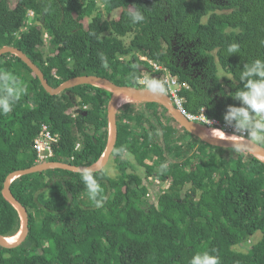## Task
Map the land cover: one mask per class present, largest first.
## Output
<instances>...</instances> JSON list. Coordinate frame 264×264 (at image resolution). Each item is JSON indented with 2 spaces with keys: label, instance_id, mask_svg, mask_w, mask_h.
<instances>
[{
  "label": "trees",
  "instance_id": "1",
  "mask_svg": "<svg viewBox=\"0 0 264 264\" xmlns=\"http://www.w3.org/2000/svg\"><path fill=\"white\" fill-rule=\"evenodd\" d=\"M133 6L143 11V22L131 23L127 13ZM131 33L127 44L120 35ZM262 41L264 0H0V48L22 49L52 86L98 75L144 88L138 82L143 74L161 79L145 56L189 84L181 94L190 113L205 108L222 123L226 106L236 103L222 94L236 88L220 76L230 75L236 84L244 63L264 59ZM233 42L240 54L228 56ZM5 69L28 85L13 111L0 114V234L13 237L22 220L3 188L11 172L38 164L35 139L42 125L60 133L50 161L92 165L108 145L112 92L82 84L51 94L11 52L0 56V70ZM85 105L74 117L72 110ZM117 119L111 158L120 173L96 172L104 206L88 199L78 172L51 169L18 177L11 188L28 209L30 233L16 248L0 245V264H189L197 252L213 249L220 264H264L263 160L203 141L159 103H125ZM126 153L154 177L149 183L161 179L158 187L167 181L170 187L153 201L145 179L128 170Z\"/></svg>",
  "mask_w": 264,
  "mask_h": 264
},
{
  "label": "clouds",
  "instance_id": "2",
  "mask_svg": "<svg viewBox=\"0 0 264 264\" xmlns=\"http://www.w3.org/2000/svg\"><path fill=\"white\" fill-rule=\"evenodd\" d=\"M127 15L133 24L141 23L146 19L143 11L135 6L129 8ZM261 43L264 44V41ZM226 51L228 56L240 54V45L233 42L227 46ZM100 60L102 66L107 67V58L103 53H100ZM225 77L236 88L234 92L222 94L236 101L235 104L227 105L223 114L224 128L231 129V133L211 127L213 122L204 115L207 118L206 125L210 126V136L220 139V135L223 134L225 138L220 140L230 142L237 152L264 145V59L256 58L244 63L236 84H233V78L230 75L222 74L220 79ZM150 89L154 95H163L166 92V83L155 81L151 83ZM27 94L28 85L25 81L13 72L6 69L0 70V114L11 113L15 105ZM124 151V148L118 149L117 155H121ZM96 167L98 165L81 168L79 175L87 191L88 199L95 207L102 208L106 195L96 177ZM189 264H220V257L214 249L201 251L190 258Z\"/></svg>",
  "mask_w": 264,
  "mask_h": 264
},
{
  "label": "water",
  "instance_id": "3",
  "mask_svg": "<svg viewBox=\"0 0 264 264\" xmlns=\"http://www.w3.org/2000/svg\"><path fill=\"white\" fill-rule=\"evenodd\" d=\"M14 53L22 58L25 63L33 70V72L39 77L45 89L51 94H59L67 89L82 85V84H93L96 86H101L112 92L111 99L109 102V141L107 148L104 154L100 159L92 165H74L71 163L60 162V161H46L43 163H38L24 169H17L11 172L6 178L5 185L3 188V195L5 198L11 202L15 208L18 210L21 220L22 228L19 232V238L16 241H12L11 237H5L0 234V245L4 248L12 249L21 245L29 236L30 233V216L26 206L15 196L12 191V183L15 179L20 176L28 175L40 171H46L51 169H67L70 171L78 172L81 168H87L98 165L95 171L99 172L105 168V166L110 161V158L116 148L119 128H118V119L117 113L119 108L122 106L121 101L124 98H131L133 101L141 102H152L159 103L164 105L169 113L177 120V122L184 127L190 133L198 136L203 141L223 148H233L231 143L226 140H220L218 138L211 137L204 128L205 125L190 120L181 110H179L172 102L170 96L165 92L163 95H154L151 92L150 88L147 87H136L130 85H120L108 78L101 77L98 75H80L73 77L66 82L62 83L59 87L52 86L47 78L45 77L44 72L41 68L31 60V58L20 48L15 46H4L0 48V56L7 53ZM142 69V68H141ZM143 69L149 71V67H143ZM250 153L254 154L256 157L264 161V145L258 147H250L245 149Z\"/></svg>",
  "mask_w": 264,
  "mask_h": 264
},
{
  "label": "built area",
  "instance_id": "4",
  "mask_svg": "<svg viewBox=\"0 0 264 264\" xmlns=\"http://www.w3.org/2000/svg\"><path fill=\"white\" fill-rule=\"evenodd\" d=\"M29 15L33 17L35 15V12L33 10L29 11ZM51 37L50 34L45 31L44 32V45L49 48L50 46ZM143 60H147L152 65L155 72L160 73V80L162 82L166 83V93L170 96L173 104L181 110L190 120L201 123L205 125L206 127H210L209 125H206L207 118L213 122L211 127L214 128H220L224 129L225 132L231 133V129H225L224 123H222L220 120L212 117H208L205 112V108L202 109L201 113L196 115L190 113L186 107H185V98L182 96V91L186 88H189V84L187 82L181 81L180 78L177 75H174L169 68H167L165 65L160 64L158 62H154L147 57L143 56ZM138 82L147 88H150L151 83L155 82V80L151 79V75L149 73H145L142 76L139 77ZM79 109H87V106H80L76 107L72 110L73 116H77V111ZM207 117H205V116ZM60 140V133L54 132L51 128V126L47 123H44L42 125V129L40 133L37 135L35 139V149L37 151V162L43 163L46 161H50V158L54 156L55 154V145L59 143ZM82 149V143H78L76 150ZM74 159V157H73ZM150 180H154L153 176L149 177ZM156 187H158L160 184H162L161 179H156L155 181ZM171 182L169 181L168 187H170Z\"/></svg>",
  "mask_w": 264,
  "mask_h": 264
},
{
  "label": "rangeland",
  "instance_id": "5",
  "mask_svg": "<svg viewBox=\"0 0 264 264\" xmlns=\"http://www.w3.org/2000/svg\"><path fill=\"white\" fill-rule=\"evenodd\" d=\"M19 0H13V2L14 3H17ZM120 15H121V9H119V10H116L115 12H114V15H113V17L114 18H119L120 17ZM109 33V32H108ZM108 33H106V34H108ZM120 37L128 44L130 41H131V38L133 37V33H131V34H128V35H126V36H123V35H120ZM222 71V69L220 68V72ZM170 117V115H168L167 116V119H170L169 118ZM124 158H126V159H128L129 160V163H130V165H129V167H128V170L131 172V171H133V172H136V173H138L139 175H141L144 179H145V181L147 182L146 184L148 185V187L150 188V194H152V196H151V199L154 201L155 199H157V195L158 196H160L161 194H162V191L163 190H167L168 189V184H169V181H167V182H165V183H163V187H156L155 186V184L154 183H149L148 181H152V180H150V178H148L146 175H145V170H144V168L143 167H141L140 165H139V163L137 162V160H136V158H135V156L134 155H132V154H129V153H126V156L124 157ZM119 164H118V162H116V160H115V157H112L111 159H110V162H108V164L105 166V168H104V170L108 173V177L110 176V177H117L118 175H119V173H120V169H119V166H118ZM153 194H154V199H153ZM134 226V228H136V229H140L141 228V225H139V224H134L133 225ZM18 235H16V236H13V237H11V238H15V237H17ZM261 237V234L260 233H258L257 235H256V239H259ZM238 250H243L242 248H240V247H238L237 248ZM39 260V259H38Z\"/></svg>",
  "mask_w": 264,
  "mask_h": 264
},
{
  "label": "bare ground",
  "instance_id": "6",
  "mask_svg": "<svg viewBox=\"0 0 264 264\" xmlns=\"http://www.w3.org/2000/svg\"><path fill=\"white\" fill-rule=\"evenodd\" d=\"M133 101L131 98H124L122 101H121V104L124 105L125 103H128V102H131ZM134 102V101H133ZM210 127H205L204 130L210 135ZM228 133V132H226ZM215 134V132L213 133ZM220 138L221 139H224L225 137L223 136V134L220 135ZM19 238V235L15 238H11L12 241H16L17 239Z\"/></svg>",
  "mask_w": 264,
  "mask_h": 264
}]
</instances>
